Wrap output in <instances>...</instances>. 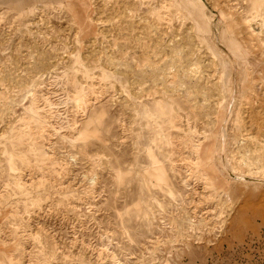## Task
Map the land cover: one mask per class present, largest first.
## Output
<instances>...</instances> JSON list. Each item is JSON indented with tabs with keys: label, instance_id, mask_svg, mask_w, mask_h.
Segmentation results:
<instances>
[{
	"label": "rangeland",
	"instance_id": "obj_1",
	"mask_svg": "<svg viewBox=\"0 0 264 264\" xmlns=\"http://www.w3.org/2000/svg\"><path fill=\"white\" fill-rule=\"evenodd\" d=\"M0 264H264V0H0Z\"/></svg>",
	"mask_w": 264,
	"mask_h": 264
},
{
	"label": "bare ground",
	"instance_id": "obj_2",
	"mask_svg": "<svg viewBox=\"0 0 264 264\" xmlns=\"http://www.w3.org/2000/svg\"><path fill=\"white\" fill-rule=\"evenodd\" d=\"M42 129H43V128H42ZM35 149H36V148H35ZM37 151H38V150H37ZM41 151H43V150H41ZM34 152H35V150H34ZM43 152L45 153V151H43ZM221 159H222V158H221ZM16 183H17V182H16ZM19 184H20V183H19ZM19 184H18V185H19ZM22 184H23V183H22ZM20 188H22V187H20Z\"/></svg>",
	"mask_w": 264,
	"mask_h": 264
}]
</instances>
